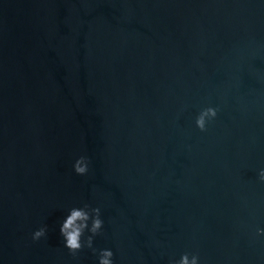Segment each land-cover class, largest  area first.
Segmentation results:
<instances>
[{
  "label": "water",
  "instance_id": "95a60500",
  "mask_svg": "<svg viewBox=\"0 0 264 264\" xmlns=\"http://www.w3.org/2000/svg\"><path fill=\"white\" fill-rule=\"evenodd\" d=\"M261 167L264 0H0V264H98L59 234L84 203L114 264H264Z\"/></svg>",
  "mask_w": 264,
  "mask_h": 264
},
{
  "label": "clouds",
  "instance_id": "9594fccd",
  "mask_svg": "<svg viewBox=\"0 0 264 264\" xmlns=\"http://www.w3.org/2000/svg\"><path fill=\"white\" fill-rule=\"evenodd\" d=\"M259 54L258 46L249 50V61L255 59ZM249 74L261 81L259 71L249 62ZM186 107V106H185ZM184 109L182 108L181 111ZM220 111L219 105H206L201 107L194 118V126L200 132H206L210 124H212ZM253 142L255 139L253 138ZM89 158L81 155L75 159L72 168L78 175H85L89 171ZM256 181L264 184V167L256 170ZM104 221L101 218V208L93 207L88 203H84L81 207H72L68 210L59 226V234L63 238L64 246L69 254L77 256L83 249L87 248L97 256L98 264H114L113 252L109 248L97 249L93 245L94 237L102 234ZM47 234V225H42L31 233V239L38 241ZM264 237V228L256 227L254 239ZM168 264H201V257L198 253L184 252L178 259L170 258Z\"/></svg>",
  "mask_w": 264,
  "mask_h": 264
}]
</instances>
